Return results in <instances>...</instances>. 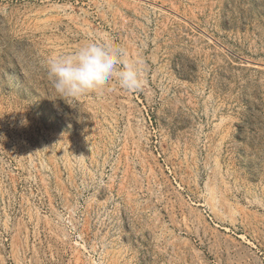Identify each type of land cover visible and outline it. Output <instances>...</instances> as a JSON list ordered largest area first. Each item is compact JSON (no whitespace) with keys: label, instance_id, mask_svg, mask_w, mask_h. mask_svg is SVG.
<instances>
[{"label":"rangeland","instance_id":"374dc122","mask_svg":"<svg viewBox=\"0 0 264 264\" xmlns=\"http://www.w3.org/2000/svg\"><path fill=\"white\" fill-rule=\"evenodd\" d=\"M88 41L142 89L60 97ZM0 264H264V0H0Z\"/></svg>","mask_w":264,"mask_h":264},{"label":"clouds","instance_id":"9594fccd","mask_svg":"<svg viewBox=\"0 0 264 264\" xmlns=\"http://www.w3.org/2000/svg\"><path fill=\"white\" fill-rule=\"evenodd\" d=\"M46 73L62 98H79L115 80L127 91L142 89V60L129 59L127 50L108 43L88 41L75 51L46 61Z\"/></svg>","mask_w":264,"mask_h":264}]
</instances>
